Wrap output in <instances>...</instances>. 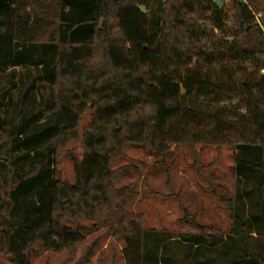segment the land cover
I'll use <instances>...</instances> for the list:
<instances>
[{
  "label": "trees",
  "instance_id": "obj_1",
  "mask_svg": "<svg viewBox=\"0 0 264 264\" xmlns=\"http://www.w3.org/2000/svg\"><path fill=\"white\" fill-rule=\"evenodd\" d=\"M253 6L233 0L228 28L213 0H0V69L33 68L16 122L0 135V163L14 176L0 193V250L12 264H32L36 243L76 251L102 228L123 241L128 264H170L143 215L126 209L138 193L115 186L114 167L128 146L158 156L170 143L184 144L194 156L210 139L237 148L242 194L232 196L209 168L198 167L229 205L232 230L225 236L188 215L191 231L179 240L190 264H204L205 252L218 246L226 264H264V74L228 86L206 69L216 59L209 40L216 29L234 60L264 69V11L257 18ZM37 81L56 86V97L36 92ZM39 94L41 105L23 113L24 102ZM89 106L83 158H73L76 180L68 183L56 177L57 150L77 137ZM99 239L73 264H93Z\"/></svg>",
  "mask_w": 264,
  "mask_h": 264
},
{
  "label": "rangeland",
  "instance_id": "obj_2",
  "mask_svg": "<svg viewBox=\"0 0 264 264\" xmlns=\"http://www.w3.org/2000/svg\"><path fill=\"white\" fill-rule=\"evenodd\" d=\"M222 3V11L225 24L228 28L234 26L233 0H219ZM254 4L253 13L257 18L264 11V0H245ZM216 0H213L215 6ZM210 47L216 53L211 68L216 80L228 86H238L247 76L253 74L260 78L264 69H258L256 62L245 63L233 59V55L226 49L223 43V33L215 30V37L209 39ZM33 68L16 67L0 69V135L5 137L10 134L12 124L16 122L14 114L19 104L21 90L31 78ZM38 84V85H37ZM36 88L39 93L47 98L56 97L58 89L47 81H37ZM41 94V93H40ZM38 99L32 97L22 106L23 113L41 105V95ZM88 108V107H87ZM245 113V108L241 109ZM92 109H85L81 114L77 125V137L60 146L57 150V174L56 177L68 183L76 180L73 158L81 160L84 154V132L92 122ZM231 117V116H230ZM216 139H210L206 143L195 146L197 152L194 156L188 145L168 144V151L164 155H151L142 148L128 146L125 156L116 166L119 177L115 183L117 188L132 185L137 191L138 199L129 203L126 209L132 213L143 215V227L145 230H154L159 237L160 244L165 248L159 249L160 254H167L171 258L170 264H190L193 257L188 252L183 240H179L182 234L191 231L187 224L186 216L198 224L218 229L225 236L231 233L233 219L229 205L220 201L212 192L209 184L201 177L198 167L209 168L218 177V183L229 189L232 196L237 192H243V183L239 184L236 172L237 148L223 145L218 147ZM29 163L23 164L24 170L29 169ZM13 167L3 166L0 163V193L10 188L13 184ZM246 207L245 215L248 210ZM91 221L84 220V223ZM166 237V238H165ZM99 239V248L95 252L93 264H128L125 258L126 246L120 238L106 234L105 228L87 237L86 241L79 244L76 251L64 249L54 251L45 248L41 243H36L31 252L32 264H73L83 251L95 240ZM169 238V239H168ZM255 245L256 240H248ZM237 249V248H236ZM189 253V255H188ZM203 256L204 264H226L222 247L218 246L208 250ZM0 264H12L10 258L0 250ZM228 264V263H227Z\"/></svg>",
  "mask_w": 264,
  "mask_h": 264
},
{
  "label": "water",
  "instance_id": "obj_3",
  "mask_svg": "<svg viewBox=\"0 0 264 264\" xmlns=\"http://www.w3.org/2000/svg\"><path fill=\"white\" fill-rule=\"evenodd\" d=\"M215 3L218 5V7H219L220 9H222V3H221L219 0H216Z\"/></svg>",
  "mask_w": 264,
  "mask_h": 264
}]
</instances>
